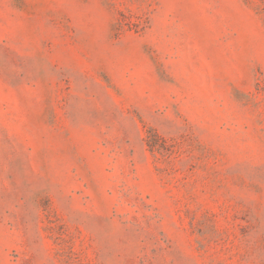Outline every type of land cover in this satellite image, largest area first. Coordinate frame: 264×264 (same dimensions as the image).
I'll use <instances>...</instances> for the list:
<instances>
[{
  "label": "rangeland",
  "instance_id": "obj_1",
  "mask_svg": "<svg viewBox=\"0 0 264 264\" xmlns=\"http://www.w3.org/2000/svg\"><path fill=\"white\" fill-rule=\"evenodd\" d=\"M0 264H264V0H0Z\"/></svg>",
  "mask_w": 264,
  "mask_h": 264
}]
</instances>
